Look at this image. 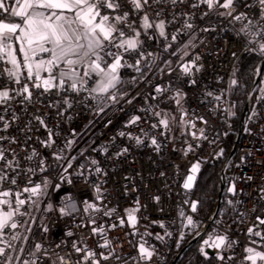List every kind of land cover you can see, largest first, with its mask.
<instances>
[{
    "label": "built area",
    "instance_id": "built-area-1",
    "mask_svg": "<svg viewBox=\"0 0 264 264\" xmlns=\"http://www.w3.org/2000/svg\"><path fill=\"white\" fill-rule=\"evenodd\" d=\"M7 2L14 6V0ZM247 3L253 4L254 8L238 7L237 13L248 12L249 18L255 22L258 19L253 14L255 0H247ZM149 4L151 7L146 6L145 12L150 22L164 20L168 39L160 37L155 29H150L145 35L140 28L144 13L133 11L132 5L122 0L120 12L128 11L129 20L134 21V27L141 31L139 39L143 41L145 58L137 52L125 53L122 63L126 62V66L119 69L121 83L107 94L37 89L33 83H42L43 75L41 81H35V78L27 80L24 68L20 70V83H16L5 71L11 68L5 63L7 57L0 59V90H9L13 97L0 101V137H5L0 140V149L4 150L9 160L19 161L16 171L11 168L6 170L17 184L5 182L3 189L22 191L25 186H32L29 178L34 184L41 183L42 177L52 181L47 196L40 197L37 205L26 206L28 216L15 217L21 226L5 233L14 244L23 233L27 240L31 239L39 225L35 244L40 243L44 248L36 252L34 245L27 251L29 264L34 259L35 264H61V256L69 264H76L78 260L81 264H92L91 259L83 260L86 251L96 252V259H99L100 253L108 255L110 249L120 259L113 256L108 261L101 260L100 264H172L189 226L186 224V217L191 213L189 203L193 200V190L203 166L220 156L221 149L224 150L230 143L228 136L233 130L228 111L229 78L239 56L248 51L260 52L264 33L255 35L258 29L250 27L246 35L241 29L247 21L241 23L231 17L220 16L218 13L224 12V9L209 11L200 0H177L175 4L171 0L159 3L149 0ZM194 4L197 7H193ZM205 12L208 15H204ZM104 14L115 13L101 8V15ZM6 19L7 14L0 13V20ZM186 23H191L193 28L188 29ZM125 32L124 38L134 36L130 29H125ZM172 36H176V41H172ZM185 45L188 47L185 48ZM182 52L188 55L181 59ZM197 56L199 59L195 63L200 70L192 68L191 75L184 74L180 66ZM138 59L140 63L137 65ZM105 60L111 63L112 57L105 56ZM24 84H28L32 92L30 101L19 95ZM157 87L166 91L156 92ZM87 88L90 90L92 86ZM113 92L117 95L116 102L108 99ZM177 92L182 94V99L176 97ZM255 95L226 172V190L235 184L236 194L232 195L240 202L236 220L215 219L210 223V219L204 220L195 212L191 213L194 221L203 223V228L195 236L210 227L215 235L227 236L232 243L230 249H208L207 254L215 258L216 264H253L247 259L250 253L246 251L252 246L250 238H256V233H259V238L264 235V224L260 223L264 219V87H258ZM216 96H221V100L217 101ZM66 99L71 107L65 104ZM176 99H180L179 104ZM129 100L132 102L128 103ZM156 112L160 113L159 117ZM37 116L44 120L47 127L39 123ZM136 116L141 119L131 124ZM200 117L208 123L204 124ZM165 118L169 120V129L159 124V120ZM5 122L9 125L6 130ZM154 124L157 127L153 128ZM201 129L206 139L191 135L195 132L199 136ZM49 132L54 142L46 147L42 141H49ZM122 132L124 136L120 135ZM128 134L140 137L143 143L137 144L135 139L128 138ZM152 138L159 143V150L151 144ZM70 141L74 143L69 145ZM189 145L194 150L185 154ZM124 148L128 149L127 153L117 156ZM33 150L38 156L26 159ZM53 154L67 158L59 161V165L71 161L72 167L64 172ZM40 159L45 161L47 171H40ZM93 159L98 161V165L91 164ZM197 162L200 168L195 174L194 186L190 190L185 189L183 184ZM97 166L102 169L100 173L95 171ZM28 168L36 171L29 173ZM61 177L65 179L60 189L54 190V184L60 182ZM67 180L72 183H67ZM97 184L104 193L102 203L95 201L94 187ZM28 195L23 194L21 199ZM68 197H71L70 201ZM11 199L14 201L15 197ZM137 200L140 208L135 213L138 223L132 228L126 210L135 208ZM84 201L95 202L102 210L94 212L89 209L85 212ZM70 202L75 203L77 210L70 215H61L59 209ZM48 204L52 205L51 210L47 209ZM3 207L8 210L7 206ZM33 209L36 210L35 217H42V220L34 228L26 230ZM113 209L115 211H111ZM105 212H111V215H105ZM121 218L125 219L123 226ZM24 221L27 223L24 224ZM93 228L103 229V233H93ZM249 229H252L251 233ZM69 231L72 236L67 235ZM16 232L20 236L12 241L11 235ZM105 239L111 242L110 249L100 247ZM57 244L60 247H56ZM141 244L154 253L150 260L141 257L138 251ZM73 245L84 251L77 253ZM220 256L224 259L221 260Z\"/></svg>",
    "mask_w": 264,
    "mask_h": 264
},
{
    "label": "snow or ice",
    "instance_id": "snow-or-ice-1",
    "mask_svg": "<svg viewBox=\"0 0 264 264\" xmlns=\"http://www.w3.org/2000/svg\"><path fill=\"white\" fill-rule=\"evenodd\" d=\"M128 3L132 5L133 11L140 13L143 12L142 23L140 28L144 30V34L148 35L150 29H155L158 31L160 37H163L165 40L168 39V35L166 34L165 21L159 20V22L153 23L150 22L149 15L145 12V7H151L149 4V0H127ZM156 2H161V0H156ZM173 4L177 2V0H171ZM201 4L207 6L209 11L224 9V12H219L220 16L225 18L231 17L234 21L243 23L244 27L241 29V32L246 35L249 34L250 27L251 29H258L255 35H260L264 33V0H255V10L254 15L258 17V19L253 21V19L249 18L248 12L239 11L237 13L238 7H245L248 9H253L254 5L247 3V0H200ZM122 7V0H14V6L10 5L7 0H0V13L10 15L12 17H18L21 22H5L4 20H0V59L7 57L5 63L10 64L12 67L5 69L9 78H12L16 83H20V69L24 68L27 71V80L41 81V73L47 72V76L42 79V83H33V87L39 89L43 87L44 91H50L53 88H56L58 91H71L79 94L81 91H86L91 93H95L97 95L107 94L110 89H117V85L121 83L119 69L121 67L126 66V62L124 61V54L137 52L141 58L144 57L143 53V41L139 39L141 36V31L134 27L135 22L129 20V12L123 11L120 12ZM193 7H197L196 4ZM101 8L110 10L111 13H115L114 15L104 14L101 15ZM47 10V11H42ZM73 12L74 16L69 18L63 15V12ZM234 13H237L234 15ZM159 16V12L156 13ZM204 15H208V12H205ZM98 18V22H97ZM79 22L80 26L85 29L84 32H79L77 28H73L72 25ZM118 25H123V27H118ZM188 29H192L193 25L191 23H186L185 25ZM125 29H130L133 31L134 36L125 39ZM204 31H208V29H204ZM13 39L19 42V51L23 54V60L21 61L15 54L16 49L13 47ZM172 41H176V36L171 37ZM86 41V43H81V41ZM254 42V41H250ZM171 47V45H168ZM185 48L188 45L184 46ZM112 49H116L117 51H112ZM119 50H123L122 52ZM259 50L261 53H264V43L259 45ZM42 53H48L49 58L45 59L41 56L40 59H37V56ZM103 53V55L101 54ZM175 54V53H173ZM151 55V53H149ZM185 55H188L186 52ZM105 56L112 57V62L108 63L105 60ZM199 59V56L195 57L192 61L186 62L180 66L181 71L184 74L191 75L192 68H196V71H199V67L196 66L195 61ZM140 63V60H137V65ZM170 63V61L168 62ZM63 64L65 67L60 68V65ZM130 66V65H127ZM78 67L83 68V72L78 70ZM56 69H59L58 72H55ZM55 72V74H54ZM96 75L99 77V80L96 82L95 87L92 89L87 88V80L92 79V76ZM87 78V80L85 79ZM58 81V83H57ZM66 81L68 82L66 84ZM194 82V81H193ZM235 85L237 82L233 80L231 82ZM156 92L163 93L166 91L160 87L155 89ZM19 95L24 97V100L30 101L32 92L29 89L28 84H24L22 91L19 92ZM208 95H211L209 93ZM176 97L183 98L180 92L176 93ZM96 98L95 96L93 97ZM13 99L10 96L9 90L0 91V101H7ZM108 99L116 102L117 95L113 92L112 95L108 96ZM215 99L217 101L221 100V96H216ZM99 102H103L100 100ZM131 103L132 101H127ZM176 103H180V99H176ZM65 104L68 107H71V104L66 99ZM102 111V109H101ZM227 111V109H225ZM155 115L157 117L160 116L159 112H156ZM183 115H186L184 113ZM183 115L181 120L183 121ZM39 123L47 127L44 120L40 117H36ZM141 117L136 116L133 117L130 121L131 124H136ZM204 124L208 122L203 119V117L199 118ZM159 124L163 125L164 129H169V120L168 119H160ZM8 123H4V130L8 128ZM195 127L194 124L191 125ZM157 127V125H153V128ZM121 136H124L125 133H120ZM191 135L194 138L206 139L204 136V130H200L199 136L195 132H192ZM129 139H135L137 144L143 143L140 137H133L131 134H128ZM5 139V137H0V140ZM11 142L15 143V140ZM51 139V132H49V141L43 142L46 147H50L51 143H53ZM74 143V141H70L69 145ZM151 144L159 150V143L155 138L151 139ZM196 147H199L197 145ZM194 150L192 145H189L188 149L185 151ZM105 151H107L105 149ZM128 151L127 148H124L117 156L124 155ZM223 154V149L219 155ZM38 153L33 150L31 155L27 156L26 159L32 160L34 157H37ZM53 157L57 164L59 165V161L67 159L64 156L59 154H53ZM91 164L98 165V161L91 160ZM40 171H47V167H45V161L43 159L39 160ZM63 167L64 172H67L68 168L72 167L71 161H69L66 165H59ZM82 167V166H80ZM8 168H11L13 171H16L19 168V161L9 160L3 149H0V189H3V185L5 182H9L11 185H16L17 181L15 178H10L8 172L6 171ZM200 168L199 162L194 164L190 169L191 175H188L183 187L185 189L190 190L193 187L195 181V174L198 172ZM36 170L33 168H28L27 172L33 173ZM95 171L100 173L102 169L98 166ZM83 175V172L80 173ZM65 178L61 177L60 182L54 184V190H59L61 183ZM248 179H252L248 177ZM67 183L71 184V180H67ZM29 184L31 187L25 186L22 191L13 192L11 188L0 190V242L6 244L7 248H12V244L10 242L4 241L3 237L6 233V230H15L21 226V222L17 221L15 217L19 216H28L29 211L27 209V205H37L40 197L47 196V189L52 181L46 177L41 178V183H33L31 178H29ZM95 191V201H99L102 203L103 200V190L97 184L94 187ZM229 191H231L234 195L236 194V186L233 184ZM29 194L24 199H21L23 194ZM15 197L13 201L11 198ZM8 198V199H4ZM35 198V199H33ZM69 201L71 197L67 198ZM159 199L158 197L156 198ZM231 203V202H230ZM15 204V207H13ZM85 207L84 211L88 212L89 209L94 212H100L102 209L95 202L84 201ZM136 207L132 209L126 210L127 220L129 226L135 228L138 220L135 215L136 212L140 211L139 201H136ZM7 206L8 210H5L4 207ZM192 211L195 212L197 210V202H193L191 205ZM21 209H24L23 211ZM47 209L51 210L52 205L48 204ZM76 205L74 202H70L65 204L63 207L59 209L61 215H70L71 212L76 211ZM115 211V209L111 210ZM105 215H111V212H105ZM183 215V214H182ZM187 224L194 226V221L192 217H186ZM95 221L93 220L92 223ZM24 224L27 221L23 222ZM125 223V219H120V224L123 226ZM260 223L264 224V219L260 220ZM164 227L163 224L160 225ZM115 227V225H113ZM44 231L47 232V227L44 228ZM93 233H103V229L93 228ZM249 232H252V229H249ZM259 235V233H256ZM68 236H72L73 233L69 231L67 233ZM20 236L19 232L11 235V240L15 241ZM27 239V237H25ZM211 239V237H210ZM205 244H208L209 241L205 240ZM111 242L105 239V242L100 245L101 248L110 249ZM216 249L221 248H231L232 243L228 241L227 236H218L215 238L213 243L210 245ZM56 247H60L59 244ZM75 251L80 253L84 251L83 249L76 247ZM44 246L40 243L35 244L36 252L41 251ZM19 251L23 252V249ZM140 255L144 259L150 260L153 256V252L146 248L143 244L139 246L138 249ZM246 251L248 253H254L253 248H247ZM201 252L207 256V253L204 252V249L201 248ZM45 254H47L45 250ZM33 257H35V253H32ZM100 258L96 259L97 253L91 250L85 252L83 257L84 261L91 259L92 264H100L101 260L108 261L115 256V259L119 260L120 257L115 254L113 249H110L109 254L105 255L104 253L99 254ZM0 257H3V260H0V264H12V258L10 255H6V248L0 247ZM259 257L264 260V253L255 252L254 255H249L247 259L251 260L253 264H255V258ZM221 260L224 259L223 256L219 257ZM49 259H51L49 257ZM61 264H69L68 261L65 260L63 256L59 257ZM23 264H29V261L25 260ZM32 264H35V259L32 261ZM54 264V262H53ZM76 264H81V261L78 260Z\"/></svg>",
    "mask_w": 264,
    "mask_h": 264
},
{
    "label": "trees",
    "instance_id": "trees-1",
    "mask_svg": "<svg viewBox=\"0 0 264 264\" xmlns=\"http://www.w3.org/2000/svg\"><path fill=\"white\" fill-rule=\"evenodd\" d=\"M263 56L264 53L248 51L239 56L234 64L227 94L229 121L233 130L228 136L230 143L226 144L222 155L203 166L192 195L193 200L197 202L195 214L204 220L210 219L215 211L219 196L222 170L231 152L232 143L235 140L236 131ZM233 80L237 82L235 85L231 83ZM239 206V200L225 189L222 205L216 219L228 222L235 221L239 214ZM198 224V227H195V224L194 226L190 225L186 227L179 250L187 245L200 230V226L203 225V223L198 222ZM38 231L39 225L36 227L35 236ZM210 233L211 229L208 227L199 241L181 256L177 264H216L214 257L209 254L205 256L201 252L202 240ZM260 238L264 240V235Z\"/></svg>",
    "mask_w": 264,
    "mask_h": 264
},
{
    "label": "crops",
    "instance_id": "crops-1",
    "mask_svg": "<svg viewBox=\"0 0 264 264\" xmlns=\"http://www.w3.org/2000/svg\"><path fill=\"white\" fill-rule=\"evenodd\" d=\"M42 11H47V10H42ZM63 15L71 18V17L74 16V13L73 12L65 11V12H63ZM4 21L5 22H9V23H11V22H21L18 17H12L10 15H7V19L4 20ZM97 22H98V18H97ZM72 27L73 28H77L78 31L81 32V33L85 31V29L80 26V23L79 22L73 24ZM125 39H127V38H125ZM81 43H86V41H83L82 40ZM13 47L16 49V51H15L16 56L18 57V59H20L22 61L23 60V54L19 51V42H17V41L14 40ZM41 56L43 58H45V59L49 58V54L48 53H42V54H39L37 56V59H40ZM64 67L65 66L63 64L60 65V68H64ZM78 70L81 71V73L83 72V68H80L79 67ZM58 71H59V69L56 72H58ZM54 74H55V72H54ZM41 75H43V78H45L47 76V72H42ZM119 75H120V73H119ZM85 79L87 80V78H85ZM98 80H99V77H97L96 75L93 74L92 79L87 80V86L88 85H91L92 88L95 87L96 82ZM57 83H58V81H57ZM67 83L68 82L66 81V84ZM26 228H27V226H26ZM3 240L4 241H7V242H10V239L8 238L7 235H4ZM28 241L29 240L25 239L24 233H23V236L16 243L12 244V248H7L6 247V244L3 243V242H0V247H5L6 248V255H10L11 256V258H12V264H23V262L26 260V255H27L26 253H27V251L29 249L33 248L34 245H35V239H34V242L32 241V243H31V241H30L29 244L27 243ZM20 249H23V252L19 251ZM254 254H252V255H254ZM3 259H4L3 257H0V260H3ZM261 260L262 259H260L258 257L257 258V261H255V264H259L261 262Z\"/></svg>",
    "mask_w": 264,
    "mask_h": 264
},
{
    "label": "water",
    "instance_id": "water-1",
    "mask_svg": "<svg viewBox=\"0 0 264 264\" xmlns=\"http://www.w3.org/2000/svg\"><path fill=\"white\" fill-rule=\"evenodd\" d=\"M263 74H264V56L260 62V66H259V69H258V72H257V75H256V78L254 80V83H253V86L251 88V91L249 92V95H248V98H247V101H246V105H245V108H244V111L242 113V116H241V119H240V123H239V126H238V129L236 131V137H235V141H234V144L232 146V149H231V152L226 160V163L223 167V170H222V175H221V182H220V189H219V196H218V199H217V204H216V208H215V211L213 213V215L211 216L210 218V223L213 222L219 211H220V208H221V205H222V200H223V196H224V192H225V189H226V172H227V169H228V166L234 156V153H235V150H236V147H237V144L239 142V139H240V136H241V132L244 128V125H245V122H246V119H247V116H248V112H249V106H250V102L252 100V98L254 97L261 81H262V77H263ZM206 229H204L199 235L197 236H194V238L187 244L185 245L178 253V255L176 256V258L174 259V261L172 262V264H177L178 260L181 258V256L189 249L191 248L194 244H196L199 239L201 238V236L203 235V233L205 232ZM208 252V250H207Z\"/></svg>",
    "mask_w": 264,
    "mask_h": 264
},
{
    "label": "rangeland",
    "instance_id": "rangeland-1",
    "mask_svg": "<svg viewBox=\"0 0 264 264\" xmlns=\"http://www.w3.org/2000/svg\"><path fill=\"white\" fill-rule=\"evenodd\" d=\"M185 56V52H182V55H181V59L183 58ZM230 77H231V75H230ZM229 82H230V78H229ZM259 87H264V75H263V78H262V81H261V84H260V86ZM4 89H1L0 91H3ZM167 111V110H166ZM193 186H194V184H193ZM232 185H230L229 186V188H228V192L229 193H231V194H233L231 191H229V189H230V187H231ZM193 202H195L194 200H192L190 203H189V208H190V211H191V213H193V211H192V207H191V205L193 204ZM34 211H33V213H32V215L30 216V218H29V220H28V225H27V228L26 229H28V228H34L35 227V225L37 226L38 224H37V222L38 221H40V220H42V217H35V209H33ZM189 214L188 215V217H192V219H193V216H192V214ZM194 221V220H193ZM186 224H187V219H186ZM194 224H195V227H198L199 226V224H198V222H194ZM190 226V225H189ZM192 226V225H191ZM203 228V225H201L200 226V230ZM199 230V231H200ZM35 231H36V229H35ZM35 231H34V235H33V237L31 238V239H28L29 241L27 242L28 244L30 243V241H31V243H32V241L34 242V236H35ZM219 235H215V233L211 230V233L210 234H208L207 236H205L204 238H203V240H202V243H201V248H203L204 249V252L205 253H207V250L209 249V250H212V249H214V247H211L210 245L213 243V241L215 240V238L216 237H218ZM210 237H211V239H210ZM205 240H208L209 241V243L208 244H205L204 243V241ZM250 243H251V245L252 246H250V248H253L254 249V253L255 252H260V253H264V240H262L261 238L259 239V235H257L256 236V238H253V237H251L250 238ZM259 248V249H258ZM254 253H250V255H252V254H254ZM257 258L258 257H256L255 258V261H257ZM260 264H264V260H261V262H260Z\"/></svg>",
    "mask_w": 264,
    "mask_h": 264
}]
</instances>
